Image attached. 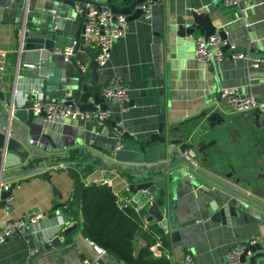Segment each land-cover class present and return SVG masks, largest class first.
Here are the masks:
<instances>
[{
	"label": "crops",
	"instance_id": "obj_1",
	"mask_svg": "<svg viewBox=\"0 0 264 264\" xmlns=\"http://www.w3.org/2000/svg\"><path fill=\"white\" fill-rule=\"evenodd\" d=\"M0 2L4 4L5 0ZM37 2L38 0L28 1L30 11L36 8ZM114 4L121 8L118 2ZM4 10L6 8L0 6V12ZM192 10L207 12L211 22L218 30L224 31L226 39L239 50L249 52L264 48V0H240L238 8L223 6L221 0L152 1V15L149 20L139 16L127 21L124 34L113 41L107 63L96 70L100 85L107 82L106 80L113 74L128 81L130 101L124 110L121 111L114 102H106L107 108L111 110L109 120H122L121 132H128L131 137L137 139H147L157 130L160 115L168 128L179 127L187 130L196 126L199 122L196 117L202 112L216 109L222 115L229 114L228 109H224L220 97V91L226 88H233L241 96L252 95L264 100V58L256 67H252L248 58L231 59L228 50L225 51L224 60L217 73L213 66L204 67L195 60L194 39L202 35L196 32L180 36L177 34L176 22L178 17ZM64 25L65 37L73 36L81 26V20L73 15L65 20ZM17 28L18 26L12 23L0 22V49L8 51L7 66L2 77L6 81L12 79L18 65L15 37ZM95 54L94 47L84 44L83 49L78 48L74 55V62L86 65L85 73H90L89 66ZM162 89L163 92L160 94ZM36 120H40L39 117ZM97 124V121L93 120L44 124L43 132L51 137L41 138L43 139L41 145L39 143L30 145L45 154L32 160H24V167L47 160L76 159L73 155L74 158L68 156L71 155V150L81 146L77 144L78 137L83 141L96 137V144L104 151L114 150L124 138L121 134L113 132L112 128H109L107 136L97 135ZM104 125L105 123L101 128L102 132L107 131ZM68 128L75 130L79 128V132L76 135L67 134L65 131L69 130ZM40 134L34 131L30 133L28 129L25 138L29 143ZM206 141H212V150L216 154H221L216 156L214 166L216 175H223L224 168L229 164L236 169L239 168L241 162L230 148L235 142L230 132L226 133L223 127H218L208 135ZM91 151L93 154L97 153ZM249 157L251 156L247 157L246 163ZM201 166L208 169V166L202 164ZM20 168L22 167L4 170L3 173L15 172ZM86 168H90V171L85 172ZM42 170L15 178L19 180V184L11 192L12 200L9 206L0 207V228L8 221L40 212L50 214L65 211L64 220L71 219L65 207V202L72 197L76 189V181L70 177L71 173L79 176L81 185L105 183L120 198L127 197L133 201L132 195L125 194L128 180L116 171L58 163L46 169L47 175L51 177L48 180L41 173ZM53 186L59 196L54 192ZM176 192L175 222L195 220L180 229H176L171 222L169 212L173 200L171 193L160 189L156 193L140 197L142 200L140 206L147 204L148 197L151 199L148 206L154 205V211L158 213L151 214L145 220V224L147 227L148 223L156 221L161 227L164 233V242L162 238L161 242L172 256L171 264H180L186 252L194 256L195 264H221L227 258L234 242L257 239L258 234L253 231L247 233L241 231L240 235L234 238L235 232L240 229H227L210 219L204 209L208 197L201 195L193 186L179 183ZM77 214H80L79 211ZM162 220H166V229L162 225ZM26 227L12 233L0 243V264H84L83 258L94 260L99 257L93 247L94 244L86 239L78 228L72 232L69 244L37 252L31 235L26 232ZM175 231H179V239L173 236ZM60 236L61 242L66 239L62 233ZM144 244L143 237L137 236L134 250L137 251ZM101 259L107 264L113 258L104 254ZM254 264H264V257L257 258Z\"/></svg>",
	"mask_w": 264,
	"mask_h": 264
},
{
	"label": "water",
	"instance_id": "obj_2",
	"mask_svg": "<svg viewBox=\"0 0 264 264\" xmlns=\"http://www.w3.org/2000/svg\"><path fill=\"white\" fill-rule=\"evenodd\" d=\"M147 0H107V6L114 12L126 16V21L138 18L141 10L135 8ZM154 1V0H151ZM118 2L121 8L114 3ZM74 0H38L36 8L30 11L25 0H5L0 6L6 10L0 12V22L14 24L17 28V68L12 79H0V181L20 178L32 172L42 170V174L50 180L47 168L65 163L73 166L105 169L116 171L128 180L127 190L133 201L142 204L140 197L144 194H153L157 190L171 193L173 200L170 207V218L176 229L192 223L175 222L176 188L179 183L193 186L201 195L208 197L204 209L210 219L222 226L240 229L235 232L234 238L240 232H257L256 242L250 244V239L244 242H234L232 247L245 244L246 248L241 257L251 253L249 264H254L257 258L264 257V152L254 150L249 157L246 171L234 168L230 164L224 168L223 175L214 173L216 154L212 150V141H206L209 134L216 128L223 127L229 132V114L222 115L220 111L202 112L196 117L199 121L193 129L179 127L168 128L162 115L159 118L157 130L147 139L131 137L128 132H121V141L117 149L104 151L96 144L97 138L83 141L77 138L81 145L71 150L74 160L58 159L40 162L37 165L24 167V160L44 156L43 151L34 149L25 138L29 132H39L37 139H49L43 132L44 124L37 119L34 113V103L44 100L47 103L79 104L82 111L93 112L99 104L101 109L107 107L106 101L99 94V81L96 70L98 62L93 59L90 64V73H84L74 62H64L62 54L54 53L55 49L63 50L69 43L68 37L63 34L66 19L76 15L73 10ZM177 34L185 36L198 33L203 37L218 34L222 40L226 33L218 30L211 22L207 12L190 11L176 19ZM82 25L75 31L72 38L77 39L74 55L78 48L83 49L84 39L81 36ZM228 41V40H227ZM222 50L228 51V45ZM236 52L247 54L253 58H264V48L249 52L236 48ZM256 54V55H254ZM27 64H34L33 68H26ZM156 83V82H153ZM163 89L160 90L162 94ZM223 103L224 109H228ZM129 105V103L127 104ZM258 110H250L240 114L241 120L254 118ZM115 120H106V132H102L103 124H97V135L107 136L109 128H113ZM23 123V124H22ZM28 127V129H27ZM67 134L76 135L78 129L68 128ZM75 130V131H74ZM78 134V133H77ZM45 152L47 149H43ZM91 150L97 151L93 154ZM106 152L107 154H105ZM102 155V156H101ZM104 155V156H103ZM109 159H108V158ZM202 165L208 166V169ZM20 168L15 172L3 173L4 170ZM74 173L70 177L75 178ZM81 185V182L79 183ZM57 194L56 188L53 186ZM11 191L0 190V207L7 206V198ZM58 195V194H57ZM200 195V196H201ZM59 196V195H58ZM65 211L50 213L46 219H40L34 224H28L26 232L31 235L37 252L71 242V234L77 229V224L64 225ZM166 229V220H162ZM62 233L66 239L61 242ZM179 239V231L173 233ZM176 239V240H177ZM112 259L107 264H117Z\"/></svg>",
	"mask_w": 264,
	"mask_h": 264
},
{
	"label": "built area",
	"instance_id": "obj_3",
	"mask_svg": "<svg viewBox=\"0 0 264 264\" xmlns=\"http://www.w3.org/2000/svg\"><path fill=\"white\" fill-rule=\"evenodd\" d=\"M29 0H26L28 3ZM223 6L238 8L240 0H221ZM135 8L141 10V17L144 20H149L152 15V1L147 0L141 4H136ZM73 10L81 20L83 32L81 36L84 39V44L89 47H94L96 54L94 59L98 62L99 66L106 64L111 55L113 47V41L122 36L127 27L126 16L119 12H114L107 6V0H74ZM69 43L63 50L55 49L54 53L62 54L64 62H71L74 59V48L77 45V39L68 37ZM193 56L202 66H213L215 72L220 71V64L224 60L225 52L222 48L228 45L229 55L231 59L237 60L242 58H248L252 67H256L262 59L253 58L247 54L236 52V45L230 43L227 40H222L218 34L209 35L206 38L199 36L194 39ZM8 51L0 49V79L3 77L6 70V58ZM82 72H86L87 66L75 61ZM34 64H27L26 68H33ZM104 84L100 85L99 94L106 102L116 103L120 110H124L129 103V84L124 78L113 74L110 76ZM220 97L225 102L229 113H244L250 110H263L264 100H261L252 95L241 96L233 88H226L220 91ZM34 113L39 117L43 124L52 123H67V122H82L85 120L97 121L98 124H103L106 120H109L111 110L109 108L101 109L100 105L96 106L93 112L82 111L80 105L64 104V103H47L44 100H37L34 103ZM123 125L122 120L118 119L115 122L112 131L121 134V127ZM40 144L39 139H31L29 144ZM116 146L114 149H117ZM19 184V180H2L0 181V190L11 191ZM125 191L128 192L127 187ZM7 206L12 200L11 195L8 196ZM119 208H124L127 205H132L131 198L118 197ZM134 209H138V205L135 201ZM146 203L151 204V199L146 198ZM48 216L46 212H40L28 216L21 217L19 219L6 222L2 228H0V243H3L9 238L12 233L20 231L28 224H34L40 219H44ZM145 217V216H144ZM73 220L69 219L64 221L65 226L73 225ZM146 228L145 218L143 220L142 229ZM256 242V239H250V244ZM245 244L238 245L236 247H230V251L227 254V258L221 264H249V258L251 253L246 254L244 259L241 257L245 251ZM95 251H97L98 259L90 260L83 258L84 264H106L101 256L106 254L104 250L96 245H93ZM152 257H164L171 264L172 256L168 249H165L161 238L156 237L154 243L149 247ZM180 264H195L194 256L189 252L184 253Z\"/></svg>",
	"mask_w": 264,
	"mask_h": 264
},
{
	"label": "trees",
	"instance_id": "obj_4",
	"mask_svg": "<svg viewBox=\"0 0 264 264\" xmlns=\"http://www.w3.org/2000/svg\"><path fill=\"white\" fill-rule=\"evenodd\" d=\"M68 157L74 158L72 155ZM86 169L85 172L90 171V168ZM74 176L76 189L65 202V207L86 239L123 264H170L164 257H152L150 254L149 247L157 236L164 242V233L158 223L150 222L142 229L144 218L158 215L154 205L145 204L136 210L132 202L131 206L119 208V196L112 192L110 186L105 183L80 185L79 176ZM125 194L131 196L127 191ZM139 235L145 244L136 251L134 245Z\"/></svg>",
	"mask_w": 264,
	"mask_h": 264
},
{
	"label": "flooded vegetation",
	"instance_id": "obj_5",
	"mask_svg": "<svg viewBox=\"0 0 264 264\" xmlns=\"http://www.w3.org/2000/svg\"><path fill=\"white\" fill-rule=\"evenodd\" d=\"M229 132L234 137L231 151L235 152L237 159L240 160V168L243 174L246 171V160L248 156L254 154V150L264 152V109L258 110V116L247 118L246 120L240 119V114L229 113Z\"/></svg>",
	"mask_w": 264,
	"mask_h": 264
}]
</instances>
